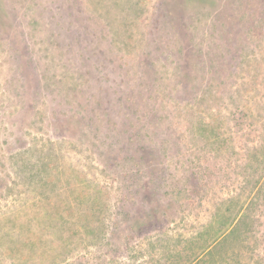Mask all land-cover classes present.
<instances>
[{
	"label": "rangeland",
	"instance_id": "rangeland-1",
	"mask_svg": "<svg viewBox=\"0 0 264 264\" xmlns=\"http://www.w3.org/2000/svg\"><path fill=\"white\" fill-rule=\"evenodd\" d=\"M221 256L264 264V0H0V264Z\"/></svg>",
	"mask_w": 264,
	"mask_h": 264
},
{
	"label": "trees",
	"instance_id": "trees-1",
	"mask_svg": "<svg viewBox=\"0 0 264 264\" xmlns=\"http://www.w3.org/2000/svg\"><path fill=\"white\" fill-rule=\"evenodd\" d=\"M41 208H42V215H44L43 217H41L42 218V222H39V223H41L40 225H44V226H41L42 228L39 230V233H36L35 235H42L43 233L42 232H46L49 228H51V225H49V224H52L51 222H52V217H51V215H50V213L49 212H46V210H47V208H45L44 206H41ZM39 219H38V216H36V218H35V222H37ZM35 222L33 223V222H28L29 223V226L30 225H35ZM57 223H56V226H57V228L61 231V239H60V241L62 242V243H64L65 244V248L64 249H62V252H66L67 250H66V248L67 249H71L72 247H74V240L75 239H73V235H75V234H77L78 233V231L79 230H81L82 231V234H84V235H86V233L88 234V235H92L93 234V231H92V229L91 228H89V227H91V226H88V227H79V226H77L76 227V229H73V231H77V232H73L72 230H71V225L72 224H69V222L68 223H66V222H63V221H60V220H57L56 221ZM76 224V223H75ZM74 224V225H75ZM229 225H230V223L227 225V227L223 230V231H221V232H219L218 234H217V236L216 237H213L212 236V234H211V227L210 226H208L207 227V231L205 232L206 234H208L209 236H210V239L209 240H207V243L205 244V249H209V250H207V251H209L208 252V255L209 254H211L212 252L210 251L211 249H217V248H219V245L218 244H225V245H227V246H231V247H234L233 245H234V243L233 242H235V241H237V240H235L236 238H235V235H237L238 233H240V228L242 227V226H244L245 225V222L243 221V219H238V222H237V224H234L233 225V227L232 228H230V230L226 233L225 231L226 230H228V228H229ZM242 225V226H241ZM44 230V231H43ZM46 230V231H45ZM84 231H86V233L84 232ZM235 238V239H234ZM29 239V238H28ZM234 239V240H233ZM193 243V241H185V243L183 244V250L184 249H186V250H190V245ZM233 244V245H232ZM28 245H30V242H28ZM188 246V248L186 247V246ZM215 246H217V247H215ZM215 247V248H214ZM61 252V253H62ZM60 253V254H61ZM58 255L57 257L59 258H63V256L62 255ZM22 257H24L23 256V254H20ZM207 255V256H208ZM210 256V255H209ZM208 256V257H209ZM217 256H220L218 253H216V254H214V255H212V257L214 258V260H215V258L217 257ZM56 257V256H55ZM207 257V258H208ZM204 258H202V260H197L194 264H229V263H227L226 261H223V257L221 256V257H218V262L217 261H214L213 262V259H212V262L210 261V262H207V259L206 260H203ZM50 263H52V264H54V263H56V260H54V258H53V260H51L50 261ZM189 264H193V262H191V263H189Z\"/></svg>",
	"mask_w": 264,
	"mask_h": 264
}]
</instances>
